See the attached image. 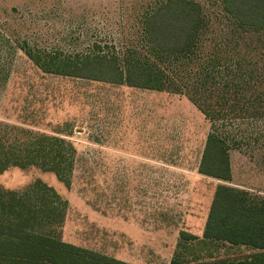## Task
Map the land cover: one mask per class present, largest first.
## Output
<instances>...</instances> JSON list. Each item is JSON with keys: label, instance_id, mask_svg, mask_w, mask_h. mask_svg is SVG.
Returning <instances> with one entry per match:
<instances>
[{"label": "rangeland", "instance_id": "374dc122", "mask_svg": "<svg viewBox=\"0 0 264 264\" xmlns=\"http://www.w3.org/2000/svg\"><path fill=\"white\" fill-rule=\"evenodd\" d=\"M164 1L0 0V136L55 135L74 148L69 184L32 165L1 172L0 187L23 192L38 179L53 186L67 207L60 224L42 230L130 264L245 257L251 248L200 241L219 183L245 192L249 203L264 202V117H243L228 105L221 108L224 117L209 119L192 91L175 89L180 78H172L171 89H142L48 73L26 53L31 48L75 55L100 46L122 59H150L169 73V61L161 64L149 53L144 31L145 16ZM197 1L211 22L210 38L186 74L181 70L182 80L212 69L219 92L233 82L234 97L237 48L223 45L232 20L222 0ZM262 90H247L245 97ZM211 131L231 145L230 181L198 171ZM182 230L196 238L181 239Z\"/></svg>", "mask_w": 264, "mask_h": 264}, {"label": "trees", "instance_id": "16d2710c", "mask_svg": "<svg viewBox=\"0 0 264 264\" xmlns=\"http://www.w3.org/2000/svg\"><path fill=\"white\" fill-rule=\"evenodd\" d=\"M222 3L233 23L231 34L223 38V45L237 48V65L233 67L237 68L238 80L233 84L234 97L229 89L233 82L225 84L222 93L219 92L216 72L212 69L199 70L196 79L182 80L188 65L210 38L211 22L197 0H166L145 16L149 53L161 60V64L169 61V73L165 65L150 59H122L118 53L105 52L100 46L90 53L75 55L31 48L26 49V53L35 65L48 73L142 89L163 90L168 84L171 89L175 83L172 78H180L181 85L175 84V89L187 94L192 91L195 96L191 99L209 119L224 117L221 113L226 110L221 108L228 105L246 114L243 117L262 118L264 90L252 99L245 97V91L255 92V87L264 86V0H222ZM257 45L261 48L258 52L255 51ZM242 48H245L243 52ZM245 51L252 54L246 55ZM181 70H185V74L182 75ZM199 92L205 94L203 99ZM230 149L224 135L209 132L198 171L230 181ZM73 162L74 148L63 137L31 134L8 139L0 136V173L11 166L35 165L69 184ZM244 193L226 183L217 185L200 243L222 241L230 246L243 245L252 251L245 257L219 263L193 264H264V202L249 203ZM66 207L67 200L40 179L23 192L0 187V264H130L99 251L62 242L42 230L48 225L60 224ZM180 238L193 240L196 237L182 230Z\"/></svg>", "mask_w": 264, "mask_h": 264}, {"label": "crops", "instance_id": "0c3cea01", "mask_svg": "<svg viewBox=\"0 0 264 264\" xmlns=\"http://www.w3.org/2000/svg\"><path fill=\"white\" fill-rule=\"evenodd\" d=\"M205 229V228H204Z\"/></svg>", "mask_w": 264, "mask_h": 264}]
</instances>
